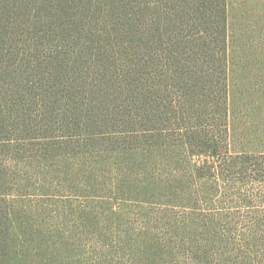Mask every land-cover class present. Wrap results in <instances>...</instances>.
I'll use <instances>...</instances> for the list:
<instances>
[{"label":"trees","instance_id":"obj_1","mask_svg":"<svg viewBox=\"0 0 264 264\" xmlns=\"http://www.w3.org/2000/svg\"><path fill=\"white\" fill-rule=\"evenodd\" d=\"M227 6L0 0V264L63 263L49 179L79 131L105 134L124 108L150 131L208 104L228 72ZM222 90L226 107V81Z\"/></svg>","mask_w":264,"mask_h":264},{"label":"rangeland","instance_id":"obj_2","mask_svg":"<svg viewBox=\"0 0 264 264\" xmlns=\"http://www.w3.org/2000/svg\"><path fill=\"white\" fill-rule=\"evenodd\" d=\"M227 2L228 72L208 104L150 131L124 108L60 151L48 217L62 264H264V0Z\"/></svg>","mask_w":264,"mask_h":264}]
</instances>
